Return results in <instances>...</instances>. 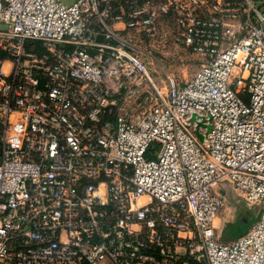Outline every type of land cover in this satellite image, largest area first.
<instances>
[{
    "label": "built area",
    "instance_id": "obj_1",
    "mask_svg": "<svg viewBox=\"0 0 264 264\" xmlns=\"http://www.w3.org/2000/svg\"><path fill=\"white\" fill-rule=\"evenodd\" d=\"M0 264H264V0H0Z\"/></svg>",
    "mask_w": 264,
    "mask_h": 264
},
{
    "label": "rangeland",
    "instance_id": "obj_2",
    "mask_svg": "<svg viewBox=\"0 0 264 264\" xmlns=\"http://www.w3.org/2000/svg\"><path fill=\"white\" fill-rule=\"evenodd\" d=\"M71 3V0H65ZM171 35L164 41L166 47L159 51L151 59V77L156 84L161 87L168 85V77H174L179 87L186 85L199 70L202 60L196 55L189 54L186 49L176 45L175 26L170 27ZM160 43L162 39L158 40ZM159 46V43H156ZM164 49V50H163ZM161 52L163 54H161ZM225 192L229 194L226 204V212L237 214L235 219L224 227L221 232L222 240L230 241L246 233L256 222L260 209L258 207H248L246 203L231 194L230 188L226 185ZM231 194V195H230ZM246 217V221H241V216Z\"/></svg>",
    "mask_w": 264,
    "mask_h": 264
},
{
    "label": "crops",
    "instance_id": "obj_3",
    "mask_svg": "<svg viewBox=\"0 0 264 264\" xmlns=\"http://www.w3.org/2000/svg\"><path fill=\"white\" fill-rule=\"evenodd\" d=\"M237 214H235V215H233V220L235 219V216H236ZM233 220H230V215H228V214H224V216L222 217V218H220V219H218L217 221H216V226L217 227H219V228H221V227H226V225L227 224H229L230 222H232ZM230 221V222H229Z\"/></svg>",
    "mask_w": 264,
    "mask_h": 264
},
{
    "label": "trees",
    "instance_id": "obj_4",
    "mask_svg": "<svg viewBox=\"0 0 264 264\" xmlns=\"http://www.w3.org/2000/svg\"><path fill=\"white\" fill-rule=\"evenodd\" d=\"M187 52H188L189 54H192V53H191L190 51H188V50H187ZM240 219H241V221H242V220H243V221H246V220H247L246 217H245L244 215L241 216ZM257 219H258V217H257ZM247 232H248V231H247ZM247 232H246V233H247ZM246 233H244V234H246ZM244 234H243V235H244ZM243 235H241V236H243ZM221 237H222V235H221ZM239 237H240V236H239ZM237 238H238V237H237ZM235 239H236V238H235ZM232 240H233V239H232ZM222 241H224V240H222ZM230 241H231V240H230ZM224 242H229V241H224Z\"/></svg>",
    "mask_w": 264,
    "mask_h": 264
},
{
    "label": "water",
    "instance_id": "obj_5",
    "mask_svg": "<svg viewBox=\"0 0 264 264\" xmlns=\"http://www.w3.org/2000/svg\"><path fill=\"white\" fill-rule=\"evenodd\" d=\"M91 55H95L93 52H91Z\"/></svg>",
    "mask_w": 264,
    "mask_h": 264
}]
</instances>
